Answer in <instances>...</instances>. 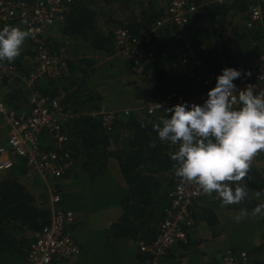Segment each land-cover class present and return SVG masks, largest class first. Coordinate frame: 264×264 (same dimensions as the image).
Masks as SVG:
<instances>
[{
    "label": "trees",
    "instance_id": "obj_1",
    "mask_svg": "<svg viewBox=\"0 0 264 264\" xmlns=\"http://www.w3.org/2000/svg\"><path fill=\"white\" fill-rule=\"evenodd\" d=\"M183 1L188 9L194 7L183 25H158L165 19L171 0H71L62 17L42 33L41 43L28 38L21 55L10 63L16 74L1 84L0 99L5 106L17 114L28 113L29 96L37 93L57 100L63 111L72 115L60 128L65 141L60 146L64 152H59L68 154L71 167L49 184L60 195L55 208L74 214L68 229L79 254L74 262L54 264H179L174 253L194 248L186 238L156 260L139 249L134 255L120 249L123 242L136 245L140 240L149 243L155 239L171 206L169 194L178 181L170 158L178 146L162 142L153 127L167 112L156 107L149 113L148 107L168 95L186 99L206 95L210 86L192 76L198 65L217 75L227 67L247 72L263 52L264 24L247 27V0ZM118 29L139 40L147 35L149 42L139 44L147 54L141 72L119 54ZM39 47L64 54L68 71L29 85L24 78L33 68ZM89 52L111 59L98 64L86 56ZM122 77L130 80L122 83ZM126 94L124 101L121 98ZM116 104L131 109L115 110ZM102 108L115 112L109 129L98 115ZM0 133L5 136L0 134L1 146L7 137L1 127ZM40 146L57 150L56 141L46 133ZM112 163L118 182L111 175ZM24 167V161L15 156L13 166L0 173V264H25L34 234L50 219L52 206L46 184L38 177H27ZM263 173L264 153H258L245 178L247 190L264 192ZM204 197L207 194L198 200ZM258 205L248 196L242 204L228 206L251 213ZM110 210L118 213L116 220L100 229L98 215ZM203 212L208 227L214 229L218 219L213 207L207 205ZM190 216L194 226L196 217L191 209ZM193 226L187 229V237ZM259 229L261 243L255 246L253 237ZM233 242L236 247L231 251H246L253 263L264 264L260 260L264 256V215L236 226Z\"/></svg>",
    "mask_w": 264,
    "mask_h": 264
},
{
    "label": "built area",
    "instance_id": "obj_2",
    "mask_svg": "<svg viewBox=\"0 0 264 264\" xmlns=\"http://www.w3.org/2000/svg\"><path fill=\"white\" fill-rule=\"evenodd\" d=\"M70 2L71 0H0V30L5 26L15 27L21 24L24 30L31 32L29 39L33 43L40 44L42 33L52 26L55 20L62 17V14L68 10ZM247 2V27L263 25L264 0H247ZM193 10L194 7L188 9L183 0H171L165 12V19L158 25L163 22L183 25L187 21V13ZM115 39L119 54L129 60L137 72H141L147 54L139 44L142 40L145 43L149 42L147 35L139 40L131 37L127 30L118 29L115 31ZM67 71L64 54H52L45 48L39 47L33 58V68L24 80L31 85L39 78H58L66 75ZM247 72H251L250 77L242 75L233 81L237 90H244L249 85L255 86L256 91L264 88V45L263 52L253 61ZM15 74L16 70L12 64L6 60L0 61V89L3 80ZM192 76L212 89L216 85L218 75L210 72L205 66L198 65ZM206 99L207 94L192 99L168 95L160 100L159 104L163 105V108H170L182 102L201 105ZM29 103L31 110L28 113L17 114L5 106L0 99V127L6 132L7 137L6 143L0 146V173L13 166L15 156L20 157L24 161L26 176L30 179L38 177L46 184L48 200L52 206L49 222L34 234L25 264L73 261L79 254V246L68 229L73 223L74 214L69 210L55 208L60 201V195L56 188L49 184L50 180L60 178L71 167L68 154L59 152H64L60 146L65 141L60 128L72 118V115L64 112L57 100H49L37 93L29 96ZM156 107V105L149 106L148 112L152 113ZM98 115L102 118L103 126L109 129L115 118V112L102 108ZM45 133L56 141L57 150H46L40 146ZM203 194L195 184L181 183L178 179L175 188L169 194L171 206L165 211L157 236L149 243L142 240L136 242L139 251L149 254L156 260L177 243L185 242L187 229L193 226L190 207L192 202ZM221 264L255 263L246 251L229 250L222 256Z\"/></svg>",
    "mask_w": 264,
    "mask_h": 264
},
{
    "label": "clouds",
    "instance_id": "obj_3",
    "mask_svg": "<svg viewBox=\"0 0 264 264\" xmlns=\"http://www.w3.org/2000/svg\"><path fill=\"white\" fill-rule=\"evenodd\" d=\"M30 35L29 30L19 27L0 30V61L14 62ZM242 75L250 77L251 72L224 68L203 104L182 102L164 108L167 116L153 126L162 142L178 146L170 154L174 175L181 183L195 184L210 196L215 194L221 206L240 205L246 200L245 178L254 157L264 153V88L256 91L249 85L237 90L233 81ZM249 215H264V204L251 213L241 208L233 219L240 222Z\"/></svg>",
    "mask_w": 264,
    "mask_h": 264
},
{
    "label": "crops",
    "instance_id": "obj_4",
    "mask_svg": "<svg viewBox=\"0 0 264 264\" xmlns=\"http://www.w3.org/2000/svg\"><path fill=\"white\" fill-rule=\"evenodd\" d=\"M15 27H20L23 29L21 24ZM86 56L90 58L93 57L98 63L102 62L103 60L107 61L111 59L109 57L102 58L100 55H98V53L95 52H89L86 54ZM256 166L260 167L261 163L257 162ZM110 169L113 173L111 175L114 176V179L118 182V172L116 171V165L112 163ZM262 175L264 177V173ZM247 191H250L248 196L252 197L259 204H264V192L257 195V192H253L251 190ZM207 205L208 207H213V211L218 219V224L214 227V229L209 228L207 222L203 219V211L206 209ZM190 209L194 213V217H196V224L192 227V229H190V233L187 238L190 246H194V248L190 249L188 252L177 251L174 253V260L175 262H179V264H221L222 254L236 247L235 243L233 242V230L236 228V226L238 227V225L246 224V222L251 220L256 221L257 219L259 220L263 217V215H257L255 217L249 215L242 221L236 222L233 218L238 215L240 211H235L228 205L221 206L220 201L215 198V194L211 196L207 195V197L194 202ZM206 211L208 213V210ZM117 216L118 213L113 210H110L107 213L102 212L100 215H98L99 221L96 223V225H98L100 229H103L107 225L113 223ZM107 217L110 219H107L106 221ZM259 234H262L260 229L257 232V236L253 237V244L255 246L261 243V237ZM120 246H123L120 247L121 250H127V252L131 255H134L138 249L137 246L131 241L128 243L123 242ZM262 258H264V256L261 257V260H263Z\"/></svg>",
    "mask_w": 264,
    "mask_h": 264
},
{
    "label": "rangeland",
    "instance_id": "obj_5",
    "mask_svg": "<svg viewBox=\"0 0 264 264\" xmlns=\"http://www.w3.org/2000/svg\"><path fill=\"white\" fill-rule=\"evenodd\" d=\"M218 1H222V0H218ZM17 25H19V24H17ZM17 25H16V26H17ZM19 28H20V27H19ZM25 43H26V41H25ZM25 43H24V45H23L24 48L26 47ZM98 64H99V63H98ZM120 67H121V66H120ZM120 67H119V68H120ZM127 80H130V79H129V78L122 77V83L126 82ZM126 97H128L127 94H126V95H123L121 99H123L124 101H126V100H125ZM113 107H114L115 110H127V111H129V110L131 109L130 106H125V107H123V106H120L119 104L113 105ZM0 134H1L2 137H5L4 134H3V135H2V133H0ZM262 259H263V262H264V258H262ZM74 260H75V259H74ZM260 260H261V259H260ZM261 261H262V260H261Z\"/></svg>",
    "mask_w": 264,
    "mask_h": 264
}]
</instances>
